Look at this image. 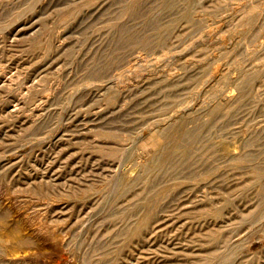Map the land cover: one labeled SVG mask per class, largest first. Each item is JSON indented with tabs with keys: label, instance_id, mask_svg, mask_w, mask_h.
<instances>
[{
	"label": "rangeland",
	"instance_id": "1",
	"mask_svg": "<svg viewBox=\"0 0 264 264\" xmlns=\"http://www.w3.org/2000/svg\"><path fill=\"white\" fill-rule=\"evenodd\" d=\"M263 2L0 0V264H264Z\"/></svg>",
	"mask_w": 264,
	"mask_h": 264
},
{
	"label": "bare ground",
	"instance_id": "2",
	"mask_svg": "<svg viewBox=\"0 0 264 264\" xmlns=\"http://www.w3.org/2000/svg\"><path fill=\"white\" fill-rule=\"evenodd\" d=\"M255 1V0H254ZM182 2V1H181ZM140 3V2H139ZM256 3V2H255ZM264 3V2H263ZM37 4V3H36ZM116 4V3H115ZM36 6V5H35ZM146 6V5H145ZM197 6V5H196ZM225 6V5H224ZM184 7V6H183ZM242 7V6H241ZM194 9V8H193ZM239 10V9H238ZM246 10V9H245ZM244 10V11H245ZM264 11V10H263ZM26 12V11H25ZM203 12V11H202ZM233 12V11H232ZM28 13V12H27ZM211 13V12H210ZM236 13V12H235ZM245 13V12H244ZM243 14V13H242ZM242 14H241V16H242ZM195 15V14H194ZM26 16V15H25ZM248 16V15H247ZM180 17V16H179ZM222 17H224V15H222ZM243 17V16H242ZM245 17V16H244ZM220 18V17H219ZM20 19V18H19ZM225 19H227L226 17H225ZM214 20H216V18H214ZM20 21V20H19ZM125 21V20H124ZM224 21V20H223ZM258 21V20H257ZM260 21V20H259ZM217 22V21H216ZM221 24V23H220ZM224 24V23H223ZM196 25H197V23H196ZM258 25V24H257ZM207 26V25H206ZM247 26V25H246ZM149 27V26H148ZM223 27V26H222ZM53 28V27H52ZM200 30V29H199ZM237 31V30H236ZM107 32V31H106ZM234 32V31H233ZM109 33V32H108ZM235 35V34H234ZM211 36V35H210ZM247 36V35H246ZM227 37V36H226ZM110 38V37H109ZM218 39V38H217ZM261 39V38H260ZM214 40V39H213ZM221 40H222V38H221ZM262 40V39H261ZM210 41V40H209ZM216 41V40H215ZM214 41V42H215ZM249 41V40H248ZM247 41V42H248ZM11 42V41H10ZM219 42H221V41H219ZM227 43V42H226ZM249 44V43H248ZM263 44V43H262ZM218 45V44H217ZM216 45V46H217ZM227 45V44H226ZM246 45V44H245ZM220 46V45H219ZM221 47H222V44H221ZM214 48V47H213ZM223 48H226V47H224L223 46ZM222 48V49H223ZM246 48H247V46H246ZM249 48V47H248ZM95 49V48H94ZM250 49H252V48H250ZM207 50V49H206ZM226 50L227 49H225V52H226ZM261 50V49H260ZM217 51V50H216ZM222 51V50H221ZM258 51V50H257ZM262 51V50H261ZM223 52V51H222ZM224 52V53H225ZM229 52V51H228ZM75 53V52H74ZM210 53V52H209ZM212 54H214V53H212ZM217 54V53H216ZM215 54V55H216ZM229 54V53H228ZM256 54V53H255ZM259 54V53H258ZM211 56V55H210ZM212 57V56H211ZM177 58V57H176ZM232 59V58H231ZM236 59V58H235ZM251 59V58H250ZM260 59V58H259ZM135 60V59H134ZM215 60H217V59H215ZM222 61V60H221ZM232 61V60H231ZM252 61V60H251ZM209 62H212V60H210L209 59ZM213 62H214V60H213ZM220 62V61H219ZM249 62V61H248ZM107 63V62H106ZM131 63V62H130ZM134 63V62H133ZM132 63V64H133ZM216 63V62H215ZM214 63V64H215ZM263 63V62H262ZM198 64V63H197ZM130 65V64H129ZM155 65V64H154ZM210 65V64H209ZM153 66V65H152ZM254 66H256V64L254 65ZM133 67V66H132ZM251 67V66H250ZM257 67V66H256ZM261 67V66H260ZM217 68V67H216ZM227 68V67H226ZM242 68V67H241ZM244 68V67H243ZM253 68V67H252ZM258 68V67H257ZM221 69V68H220ZM179 70V69H178ZM245 70V69H244ZM244 70H242V71H244ZM247 70V69H246ZM152 71V70H151ZM185 71V70H184ZM221 71H222V69H221ZM249 71V70H248ZM192 72H193V70H192ZM216 72H217V69H216ZM215 72V73H216ZM219 72V71H218ZM223 72V71H222ZM77 73V72H76ZM259 73V72H258ZM212 74V73H211ZM217 74H219V73H217ZM228 74V73H227ZM241 74V73H240ZM243 74V73H242ZM173 75V74H172ZM171 75V76H172ZM176 75V74H175ZM189 75V74H188ZM197 75V74H196ZM243 75H245V74H243ZM114 76V75H113ZM170 76V77H171ZM216 76V75H215ZM224 76V75H223ZM229 76V75H228ZM240 76V75H239ZM193 77V76H192ZM208 77V76H207ZM241 77V76H240ZM240 77H239V79H240ZM248 77H249V75H248ZM168 78V77H167ZM177 78V77H176ZM243 78V77H242ZM258 78V77H257ZM4 79V78H3ZM115 79V78H114ZM114 79L113 80H111V81H114ZM120 79V78H119ZM229 79H231V78H229ZM238 79V78H237ZM236 79V80H237ZM5 80V79H4ZM116 80V79H115ZM148 80V79H147ZM167 80V79H166ZM171 80V79H170ZM176 80H178V79H176ZM217 80V79H216ZM229 81V80H228ZM231 81V80H230ZM234 81H235V79H234ZM238 81H240V80H238ZM237 81V82H238ZM80 82V81H79ZM190 82V81H189ZM210 82V81H209ZM209 82H207L208 84H209ZM233 82V81H232ZM231 82V83H232ZM236 82V83H237ZM3 83V82H2ZM1 83V85H3ZM111 83V82H110ZM114 83H116V82H114ZM130 83V82H129ZM171 83H173V82H171ZM211 83V82H210ZM174 84V83H173ZM208 84H204L205 86H207ZM152 85V84H151ZM193 85V84H192ZM203 85V86H204ZM248 85V84H247ZM194 86V85H193ZM197 86V85H196ZM210 86V85H209ZM213 86V85H212ZM223 86V85H222ZM234 86V85H233ZM84 87V86H83ZM105 87H107V86H105ZM136 87V86H135ZM195 87V86H194ZM221 87V86H220ZM85 88V87H84ZM205 88V87H204ZM204 88H202V89H204ZM210 88V87H209ZM229 88V87H228ZM88 89H89V87H88ZM91 89V88H90ZM98 89V88H97ZM201 89V90H202ZM221 89V88H220ZM93 90V89H92ZM105 90V89H104ZM195 90V89H194ZM228 90V89H227ZM226 90V91H227ZM188 91H189V88H188ZM187 91V92H188ZM225 91V90H224ZM230 90H228V92H229ZM231 91H233L232 89H231ZM91 92V91H90ZM96 92V91H95ZM208 92V91H207ZM217 92V91H216ZM228 92H226L227 94H228ZM79 93V92H78ZM99 93V92H98ZM119 93V92H118ZM206 92H204V94H205ZM218 93V92H217ZM232 93H234V92H232ZM208 94V93H207ZM219 94H221V93H219ZM218 94V95H219ZM225 94V93H224ZM223 95L222 96V98H221V102H223V103H227V102H230V100H231V96L230 95ZM231 94V93H230ZM235 94H236V92H235ZM234 94V95H235ZM211 95V94H210ZM233 95V96H234ZM43 97V96H42ZM47 97V96H46ZM201 97V96H200ZM204 97H206V96H204ZM236 97V96H235ZM194 98V97H193ZM214 98V97H213ZM46 99V98H45ZM172 99H174V98H172ZM191 99V98H190ZM211 99V98H210ZM220 98L219 97H217V100H219ZM237 99V98H236ZM17 101H19L18 100V98L16 99ZM48 100V99H47ZM188 100V99H187ZM214 100V99H213ZM216 100V99H215ZM215 100H214V102H215ZM216 100V101H217ZM234 101H235V98L233 99ZM201 101V100H200ZM14 102V101H13ZM46 102V101H45ZM212 102V101H211ZM218 102H220V101H218ZM220 102V103H221ZM237 102V101H236ZM44 103V102H43ZM192 103H193V101H192ZM197 103V102H196ZM216 103V102H215ZM220 103H218V104H220ZM231 103V102H230ZM234 103V102H233ZM153 104V103H152ZM174 104V103H173ZM188 104V103H187ZM210 104V103H209ZM212 104V103H211ZM213 105V104H212ZM227 105V104H226ZM205 106H207V105H205ZM210 106V105H209ZM232 106H234V105H232ZM57 107V106H56ZM187 107V106H186ZM202 107V106H201ZM244 107V106H243ZM148 108V107H147ZM173 108V107H172ZM192 108V107H191ZM197 108V107H196ZM203 108V107H202ZM201 108V109H202ZM210 108V107H209ZM211 108H212V106H211ZM216 108V107H215ZM222 108V107H221ZM224 108V107H223ZM261 108V107H260ZM198 109V108H197ZM206 109V108H205ZM214 109V108H213ZM212 109V110H213ZM227 108L225 107V111H227L226 110ZM107 110V109H106ZM159 110V109H158ZM207 110V109H206ZM211 110V109H210ZM193 111V110H192ZM114 112V111H113ZM179 112V111H178ZM194 112H196V114H197V111H194ZM206 112V111H205ZM134 113V112H133ZM177 113V112H176ZM125 114V113H124ZM222 114V113H221ZM96 115V114H95ZM170 115V114H169ZM191 115V111L189 110V109H186V110H184V111H181V112H179L178 114H175V115H171V117L170 118H168L167 117V115H166V118H167V120H168V125H170V126H172V125H174L175 123H177V122H179V121H181V122H184V119H187L189 116ZM123 116V115H122ZM131 116V115H130ZM218 116V115H217ZM227 116V115H226ZM201 117V116H200ZM199 117V118H200ZM205 117V116H204ZM213 117H216V116H213ZM17 118V117H16ZM25 118V117H24ZM99 118V117H98ZM194 118V117H193ZM198 118V119H199ZM218 118V117H217ZM227 118V117H226ZM26 119V118H25ZM104 119V118H103ZM202 119V118H201ZM207 119V118H206ZM19 120V119H18ZM166 120V121H167ZM112 121V120H111ZM115 121V120H114ZM136 121V120H135ZM162 121V120H161ZM217 121V120H216ZM20 122V121H19ZM87 122H88V120H87ZM134 122V121H133ZM145 122V121H144ZM180 122V123H181ZM97 123V122H96ZM112 123V122H111ZM121 123V122H120ZM158 123V122H157ZM161 123H163V122H161ZM202 123V122H201ZM159 124V123H158ZM158 124H155V127L150 131V132H152V135H153V142L155 143V144H157V143H159V141H160V139L163 137V136H161L162 134H161V132H163V129H164V127H163V125H158ZM252 124V123H251ZM88 125V124H87ZM120 125V124H119ZM126 125V124H125ZM153 125H154V123H153ZM168 125H166V127H168ZM177 125V124H176ZM179 125V124H178ZM187 125V124H186ZM189 125V124H188ZM205 125V124H204ZM83 126V125H82ZM169 126V127H170ZM175 126V125H174ZM87 127V126H86ZM177 127V126H176ZM203 127V126H202ZM119 128V127H118ZM175 128V127H174ZM182 128V127H181ZM191 128V127H190ZM192 128H194V127H192ZM255 128V127H254ZM33 129V128H32ZM166 129V128H165ZM164 129V130H165ZM169 129V128H168ZM177 129V128H176ZM175 129V130H176ZM207 129V128H206ZM221 129V128H220ZM82 130H85V129H82ZM192 130V129H191ZM199 130V129H198ZM197 130V131H198ZM254 130V129H253ZM131 131V130H130ZM149 131V130H148ZM180 131H181V129H180ZM196 131V130H195ZM237 131V130H236ZM260 131V130H259ZM85 132V131H84ZM89 132V131H88ZM123 132V131H122ZM129 132V131H128ZM131 132H133V131H131ZM167 132V131H166ZM165 132V133H166ZM182 132V131H181ZM220 132V131H219ZM261 132V131H260ZM82 133V132H81ZM110 133V132H109ZM125 133V132H124ZM139 133V132H138ZM149 133V132H148ZM164 133V132H163ZM175 133V132H174ZM168 134V133H167ZM182 134V133H181ZM139 135H140V133H139ZM165 135V134H164ZM195 135V134H194ZM210 135H212V134H210ZM236 135H238V134H236ZM262 135H264V134H262ZM142 136H144V135H142ZM192 136V135H191ZM173 137V136H172ZM232 137V136H231ZM256 137V136H255ZM166 138V137H165ZM241 138V137H240ZM239 138V139H240ZM246 138V137H245ZM48 139V138H47ZM188 139V138H187ZM122 140V139H121ZM139 140H141V137H139ZM172 140H174V139H172ZM171 140V141H172ZM244 140V139H243ZM242 140V141H243ZM164 141V140H163ZM184 141V140H183ZM252 141V140H251ZM260 141V140H259ZM138 142V141H137ZM121 143V142H120ZM150 143V142H149ZM161 144H162V142H160ZM189 143V142H188ZM218 143V142H217ZM249 143V142H248ZM160 144V145H161ZM214 144V143H213ZM250 144V143H249ZM220 145V144H219ZM100 146V145H99ZM223 146V145H222ZM240 146V145H239ZM239 146H237V147H239ZM252 145L250 144V147H251ZM133 147V146H132ZM110 148V147H109ZM120 148V147H119ZM160 148V147H159ZM219 148H221V147H219ZM224 148V147H223ZM222 148V150H221V154H223V156L224 157H226V158H228V159H231V160H236V159H238V157L240 156L237 152H235V150H232L231 151V149H228V150H226V148H224L223 149ZM240 148V147H239ZM111 149V148H110ZM115 149V148H114ZM255 149V148H254ZM157 150H158V148H157ZM161 150V149H160ZM238 150V149H237ZM94 151V150H93ZM125 151V150H124ZM155 151V150H154ZM239 151H241V149L239 150ZM113 152V151H112ZM219 153V152H218ZM240 153V152H239ZM252 153V152H251ZM256 153V152H255ZM241 154V153H240ZM242 156H243V153L241 154ZM245 155V154H244ZM120 156H121V154H120ZM264 157V156H263ZM19 158V157H18ZM158 158V157H157ZM123 159V158H122ZM239 159H241V158H239ZM244 159V158H243ZM127 160V159H126ZM152 160V159H151ZM192 161V160H191ZM204 161V160H203ZM223 161V160H222ZM230 161V160H229ZM237 161V160H236ZM259 161V160H258ZM14 162V161H13ZM119 162V161H118ZM121 163V162H120ZM212 164V163H211ZM246 164V163H245ZM264 164V163H263ZM208 165V164H207ZM223 165V164H222ZM154 167V166H153ZM156 168V167H155ZM238 169V168H237ZM244 169V168H243ZM246 169V168H245ZM213 170V169H212ZM142 171V170H141ZM137 173V172H136ZM156 173V172H155ZM213 173H215V172H213ZM212 173V174H213ZM216 174V173H215ZM215 174H213V176L215 175ZM132 175V174H131ZM130 175V177H132ZM129 176V175H128ZM130 177H128V178H130ZM188 177V176H187ZM209 177V176H208ZM194 178V177H193ZM211 178V177H210ZM215 179V178H214ZM213 179V180H214ZM209 180V179H208ZM225 180V179H224ZM136 183V182H135ZM208 183H210V181L208 182ZM234 183V182H233ZM130 186V185H129ZM263 186V185H262ZM214 187V186H213ZM259 191V190H258ZM255 192V191H254ZM171 194V193H170ZM263 196V195H262ZM52 202V201H51ZM82 202V201H81ZM220 203V202H219ZM47 204H49V203H47ZM51 205V204H50ZM49 205V210H51L50 209V207L52 206H50ZM153 205V204H152ZM61 206V205H60ZM48 207V206H47ZM46 207V208H47ZM59 207V206H58ZM45 208V207H44ZM48 209H46V211L45 212H53V210L52 211H49ZM63 209H65V208H63ZM48 210V211H47ZM22 213V212H21ZM44 213V212H43ZM37 214V213H36ZM49 215V214H48ZM48 215H47V218H48ZM39 216V215H38ZM51 217V216H50ZM56 217V216H55ZM39 218V217H38ZM50 218H48V220H49ZM41 220V219H40ZM48 220H46V216H45V219H43V216H42V224L40 225V227H34L32 230H33V232L38 236L37 238L39 239L38 241H41V240H46V239H48V240H46V241H50V242H53V245H55V248H56V243H57V240H58V237L61 235L60 233H59V236L58 235H56V233L54 232V230H55V227H54V230H52V229H49V226H48V229H46L47 228V224H49L48 223ZM19 222V220L18 221H16L14 224L15 225H17V223ZM41 223V222H40ZM19 224H21V223H19ZM54 224V223H53ZM85 224V223H84ZM221 224V223H220ZM23 225V224H22ZM39 224H37V226H38ZM19 226V225H18ZM21 226V225H20ZM51 226V225H50ZM128 226V225H127ZM14 228H11L9 231H10V233H8V234H6L5 236H4V238H5V240L6 239H10V242L9 243H4L5 244V249H6V247L10 250V251H14V250H16L17 248L16 247H18L17 245L20 243V239L19 238H21L23 235H21L19 232V230L18 229H15V226H13ZM53 227V226H52ZM72 227V226H71ZM80 227V226H79ZM20 228V227H19ZM28 228V227H27ZM81 228V227H80ZM83 228V227H82ZM85 228V227H84ZM60 229V228H59ZM70 229V228H69ZM69 229L67 230V231H69ZM3 230V229H2ZM79 230V229H78ZM32 232V233H33ZM80 232V231H79ZM78 232V233H79ZM82 233V232H81ZM58 234V233H57ZM34 237V236H33ZM78 237V236H77ZM22 238H25V235L22 237ZM33 239H35V238H33ZM32 239V240H33ZM60 239V238H59ZM7 242V241H6ZM36 244H38V243H36ZM35 244V245H36ZM52 244V243H51ZM251 245V244H250ZM38 246V245H37ZM60 246V245H59ZM58 246V247H59ZM2 247V246H1ZM15 248V249H14ZM228 248V247H227ZM42 249V248H41ZM248 251V250H247ZM4 252V251H3Z\"/></svg>",
	"mask_w": 264,
	"mask_h": 264
}]
</instances>
